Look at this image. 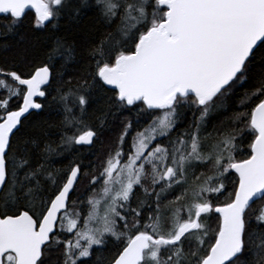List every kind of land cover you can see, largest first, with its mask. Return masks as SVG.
I'll list each match as a JSON object with an SVG mask.
<instances>
[{"label": "snow or ice", "instance_id": "1", "mask_svg": "<svg viewBox=\"0 0 264 264\" xmlns=\"http://www.w3.org/2000/svg\"><path fill=\"white\" fill-rule=\"evenodd\" d=\"M27 9L66 34L0 63V264H264V0H0V40Z\"/></svg>", "mask_w": 264, "mask_h": 264}, {"label": "trees", "instance_id": "2", "mask_svg": "<svg viewBox=\"0 0 264 264\" xmlns=\"http://www.w3.org/2000/svg\"><path fill=\"white\" fill-rule=\"evenodd\" d=\"M35 15L32 12L26 13V15L23 18L22 24L19 26L17 32L13 36L6 37L4 40H0V63H2L5 60H9L13 57H16L19 55L21 51V40L23 38L24 41H26L30 46H32V55L37 59L40 60L44 57V54L46 50L51 46L52 39L54 38V35H65L66 29L64 27L66 21L61 20L60 21V27L57 29L51 28V25H49L48 29H34L33 23H34ZM0 23H3V21H0ZM254 71H259V65L254 66ZM75 75V72L69 71L65 74V79L70 78L71 76ZM246 88L244 86L240 87L238 89V92L240 95H243ZM50 99V97H49ZM238 103L235 97L231 98L228 101L229 107H234L235 104ZM59 107V106H57ZM92 109H89V115L85 117L86 120H88L89 123H92V116H91ZM126 115V114H125ZM228 114L220 112V113H214L212 117H210L208 125H207V131H212L214 126H219L221 121L226 120V116ZM63 118V111L62 109L60 111H56L54 109H48L47 111H44L40 114L38 117H34V120H44L48 119L52 122H59ZM124 116L122 115L120 119H123ZM135 123L136 118L133 116L131 117ZM146 117L140 118V123L145 119ZM192 119L191 113L186 112L184 115V121L185 123L183 125H179V127L187 126L188 121ZM52 133V139L58 140V134L56 129L50 130ZM112 138L109 131H105L104 136L102 139L105 141ZM241 148L244 152L247 151V143H244L241 145ZM105 148L103 145L98 143L92 151H85L81 154V159L83 160L84 164H89L90 162L92 164H97L98 159L102 157V154L104 152ZM93 153H96L94 155ZM56 162L54 163V167H61L63 165L67 164V159L64 157H57L55 158ZM85 189L82 185V188L78 192L77 195H85ZM103 256H108L109 252L104 251ZM95 259V257H93Z\"/></svg>", "mask_w": 264, "mask_h": 264}, {"label": "flooded vegetation", "instance_id": "3", "mask_svg": "<svg viewBox=\"0 0 264 264\" xmlns=\"http://www.w3.org/2000/svg\"><path fill=\"white\" fill-rule=\"evenodd\" d=\"M147 122V117L141 122V124H144V123H146ZM82 188V185L80 186V188L78 189V192L80 191V189ZM78 192L76 193V195L78 194ZM87 195V193L85 194V195H80L82 198L84 197V196H86ZM73 198H75V196L73 197Z\"/></svg>", "mask_w": 264, "mask_h": 264}, {"label": "water", "instance_id": "4", "mask_svg": "<svg viewBox=\"0 0 264 264\" xmlns=\"http://www.w3.org/2000/svg\"><path fill=\"white\" fill-rule=\"evenodd\" d=\"M28 12H32V13H34V15H35V12H34V10L27 9V10H26V13H28ZM37 99L39 100L40 98H37Z\"/></svg>", "mask_w": 264, "mask_h": 264}]
</instances>
